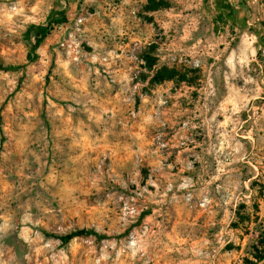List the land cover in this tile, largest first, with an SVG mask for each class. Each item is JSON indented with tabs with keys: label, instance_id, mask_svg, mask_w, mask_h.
Wrapping results in <instances>:
<instances>
[{
	"label": "rangeland",
	"instance_id": "rangeland-1",
	"mask_svg": "<svg viewBox=\"0 0 264 264\" xmlns=\"http://www.w3.org/2000/svg\"><path fill=\"white\" fill-rule=\"evenodd\" d=\"M166 1L0 0V264H150L164 225L203 264L259 263L264 0ZM83 229L105 239L57 238Z\"/></svg>",
	"mask_w": 264,
	"mask_h": 264
},
{
	"label": "trees",
	"instance_id": "trees-1",
	"mask_svg": "<svg viewBox=\"0 0 264 264\" xmlns=\"http://www.w3.org/2000/svg\"><path fill=\"white\" fill-rule=\"evenodd\" d=\"M168 8L169 3L166 0H148V4L145 6L146 12H156L162 8ZM69 22L67 12L65 10L55 8L53 9L45 23L29 25L26 31V41L29 45L28 58L31 62L38 59V52L47 39L53 34V32L60 26H64ZM2 69V67H0ZM156 68L155 63L150 65V69ZM8 70V69H4ZM177 71H171L168 68L161 69L154 77L153 82L161 83L169 81L177 76ZM185 81V78L183 79ZM94 236L98 240H104L105 236L100 235L95 230H77L64 236H57L64 244H69L77 238ZM257 262L264 260V254L258 255ZM257 264V263H251Z\"/></svg>",
	"mask_w": 264,
	"mask_h": 264
},
{
	"label": "flooded vegetation",
	"instance_id": "flooded-vegetation-1",
	"mask_svg": "<svg viewBox=\"0 0 264 264\" xmlns=\"http://www.w3.org/2000/svg\"><path fill=\"white\" fill-rule=\"evenodd\" d=\"M172 229L168 230V225H164V229L161 231H156L162 234V238H155L161 239L165 246H150V264H203L202 259V251L200 247H197V254H193L188 251H179L186 249V247H179V246H172L169 243L174 242V236L172 235ZM203 234V230L201 229V225H199V229L196 230L195 237L197 239H201ZM192 240V239H190ZM170 247V248H169ZM161 248L165 249L164 254H159ZM172 250L171 253H168L167 250ZM192 249V248H191ZM187 250V249H186ZM179 251V252H178ZM217 264V257L215 254H211L209 260H205V263L208 264Z\"/></svg>",
	"mask_w": 264,
	"mask_h": 264
},
{
	"label": "built area",
	"instance_id": "built-area-1",
	"mask_svg": "<svg viewBox=\"0 0 264 264\" xmlns=\"http://www.w3.org/2000/svg\"><path fill=\"white\" fill-rule=\"evenodd\" d=\"M84 20L81 18L79 19V24H83ZM62 47L64 48H68L73 52H78V45L77 43L73 42L71 43V41H65L64 43H62Z\"/></svg>",
	"mask_w": 264,
	"mask_h": 264
},
{
	"label": "water",
	"instance_id": "water-1",
	"mask_svg": "<svg viewBox=\"0 0 264 264\" xmlns=\"http://www.w3.org/2000/svg\"><path fill=\"white\" fill-rule=\"evenodd\" d=\"M257 264H264V260H262L261 262L257 263Z\"/></svg>",
	"mask_w": 264,
	"mask_h": 264
}]
</instances>
